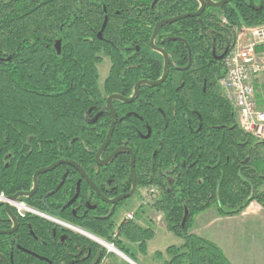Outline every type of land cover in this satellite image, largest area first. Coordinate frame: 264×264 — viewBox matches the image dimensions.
I'll list each match as a JSON object with an SVG mask.
<instances>
[{
    "label": "trees",
    "instance_id": "1",
    "mask_svg": "<svg viewBox=\"0 0 264 264\" xmlns=\"http://www.w3.org/2000/svg\"><path fill=\"white\" fill-rule=\"evenodd\" d=\"M262 1V7L254 9L249 0H232L219 8L206 7L198 17L164 24L154 45L169 56L167 78L156 87L141 86L137 104L129 107L135 115L126 116V106L114 101L118 121L106 151L131 146L137 194L149 191L152 210L162 217L166 231L182 241L165 250V264H230L216 245L193 233L195 217L208 209L233 217L251 203L264 209V142L240 128L219 86L225 58L236 44L235 29L264 25ZM260 2L254 0V5ZM199 7L198 0H0V193H14L18 185L28 183L33 170L63 157L79 161L90 178L103 177L100 183L93 179L101 189L109 172L95 174L94 156L110 118L105 114L90 130L85 109H104V95L130 96L138 80L159 79L163 57L149 47L156 23ZM103 57L110 59L111 69L101 90L96 66ZM65 73L72 74L77 91L67 90ZM79 127L85 131L74 133ZM123 155L114 165L119 167L116 173L123 174L127 192L128 158ZM26 167L29 172H22ZM57 184L50 182L40 210L111 244L129 260H134L129 245L146 253L154 231L135 220L123 219L116 227L114 218L123 204L98 203L96 209L86 210L89 189L83 185L77 216L68 207L59 212L74 189L65 184L55 192ZM22 201L28 202L18 199ZM7 220L0 209V224ZM21 223L16 242L0 236L4 255L13 244L20 246L14 248L12 264H45L21 249L48 257L53 264H103L110 255L68 229L64 241L58 242L51 222L29 217Z\"/></svg>",
    "mask_w": 264,
    "mask_h": 264
},
{
    "label": "flooded vegetation",
    "instance_id": "2",
    "mask_svg": "<svg viewBox=\"0 0 264 264\" xmlns=\"http://www.w3.org/2000/svg\"><path fill=\"white\" fill-rule=\"evenodd\" d=\"M214 3H217V2H214ZM206 7H210V6H206ZM206 7H205V9H206ZM176 17H178V16H176ZM172 18H175V17H172ZM97 36H98V34H97ZM150 39H151V37H150ZM150 39H149L150 49L154 52H157L158 54H160L163 57V71H162L161 77L157 80H146V79L138 80L137 82H135V84L133 86V92L130 96H123V95L118 94V93H112L109 95H104V100H105L104 109L107 110L108 113L105 112L104 109L98 110L96 105L88 106L84 111L83 118H84L87 126L90 127L89 128L90 130H95V126L99 123V120L102 119V117H104V115L106 114L110 118L107 130H106V135H107L109 132V129L112 125L113 113H114L115 114V121H114V126H113V131H112V135H113L114 130H115L116 125H117V121H118V112H117L116 107L114 105V101H118V102H120L126 106V108L128 109V111L126 112V116H129L131 114L135 115V112L132 111V109L129 107L137 104L136 101L139 98V92H140L141 86L145 85V86H149V87H156V86H150L148 84L142 83L139 85L138 92L135 95V93H134L135 92V86L142 81L157 82L162 78L163 72H164V63H165L164 55L160 51L154 50L151 48ZM156 48L164 51L165 54L167 55L168 72H169V69H170V61L169 60L170 59H169L167 52L163 48H160V47H156ZM135 50L138 52L139 47L136 46ZM105 59H107L109 61V63H107L108 66L106 65L107 75L103 79L102 83H100V74H99L98 67ZM103 61L101 63L97 64V66H96L97 74H98L97 84L101 90L103 89L104 82L108 78V76L110 74V69H111L110 59L107 57H103ZM168 72H167V75H168ZM63 76L69 84L68 85L69 88L67 90L72 91V92L74 90L77 91V89H75L73 86L74 79L72 77V74H69V73L66 74L65 73ZM166 78H167V76H166ZM161 84H159V85H161ZM159 85H157V86H159ZM80 87H78V88L80 89ZM111 96H118V97H121V99H118V98L111 99L110 107H109L108 99ZM78 108L80 109V106H78ZM83 131H85V130L83 128L79 127V128H74L73 132L79 133V132H83ZM150 134H151V131L148 130L147 134L144 135L143 138L148 139ZM112 135H111V137H112ZM110 140H111V138H110ZM110 140H109V142H110ZM104 141H105V139H104ZM109 142H108V144H109ZM108 144L103 149V151L100 153L99 160L96 159V155H97V152H98L99 148L101 147V145L97 149L95 156H94V167L96 168L95 174H99V172L102 169H106L109 172V177L107 179H105L106 183H103V185L101 186V189L96 185L94 180L99 181V183H100V181L104 180L103 177L96 175V176H94V178H93L94 180H93L92 178H90L87 170H85V168L83 167V165L79 161L72 159V158L63 157V158H60V159H57V160L51 162L48 165L40 166L39 168H36L35 170L32 169L33 171H32V174L30 176L28 183L18 185L17 189L15 190L14 193H11L8 195H6L4 192L0 193L7 200V201L0 202V209L3 210L6 214V216L8 217L6 224H0V236H2V235L3 236H11L12 241L14 240V242H16V237L20 235V227L22 224L21 222L23 220L29 218V217L30 218L36 217L38 219H42V220H45V221H48V222H51L52 224H54L56 227L54 229H52V233H53L52 236L54 239L57 238L58 242L64 241V238L67 236V233L65 232L66 229L73 231L70 227L77 228V227L65 222L62 219L51 217V216L47 215L46 213H44L42 210H40L42 208H45L46 199L44 197H45V195H49L50 182H52V181H57V183H58L57 186H55V192H58L65 184L73 186V189H74L73 195L70 198V200L68 202H66L65 204H63V203L60 204V205L63 204V206L60 207L59 212H64V210L66 211L67 207H68V208H70V212L73 214V216H77L78 211H80L82 208L81 207L82 202H81L80 196H81V187L83 185L84 186L87 185V187L89 189V191L87 192V198H86L85 202L83 203L86 210L96 209L98 203H102V204L107 205L109 207H112V206H115L118 204H123V205H121L122 207H120L119 212L122 209H125L126 203L130 199H132L133 197L140 195V193L142 191V190H139V194H137L138 184H137V177H136V173H135V155H134V152H133L131 146H128V145H121V146L114 148L110 152H107L106 149H107ZM120 148H124L126 150L119 151L112 159H110L109 161L104 163L106 161V159H108L117 149H120ZM121 154H124L123 155L124 158L125 157L128 158L130 189L127 192H123L124 184L121 183V180H122L121 177L123 176V174L116 173L117 171L118 172H120V171H119V167L115 168L116 165H114L115 159L117 157H119ZM131 156H133V171H134V176H135V180H136L135 192L131 197H129L127 199H123V200L118 201L117 203L110 204V203H108L109 201H112L115 198H119V197L129 193L132 189L133 177L131 175V169H132ZM58 162H61V163L56 165L52 170L47 171V172H43V173H39L37 175V181L35 184L34 176H35L36 172H38L42 169L48 168L51 165L56 164ZM21 171L24 173H26V171H27V173H28L29 168L26 167L25 169H23ZM101 184H102V182H101ZM15 195H18L17 199L15 201H11L9 199V197L15 196ZM19 198H25V199H27L28 202H24V201L18 202ZM8 201L23 203L24 206L29 210V212H27L23 216L19 215L17 213V210ZM6 205H8L9 207L6 208ZM84 212L85 211H83L82 213L84 214ZM28 231H29L28 235L33 236V233H32V231H30L29 228H28ZM42 243H43V245L47 246L46 243H44V242H42ZM14 248L20 249V246H18V243H15V245L13 244V247L11 248V251L8 252L7 256L4 255L2 253V251L0 250V256L5 258V260L7 261V264H12V259L15 256ZM21 250L29 253L30 255L34 256L36 259L44 262L45 264H53L52 261L48 257L39 256L36 253L31 252V251L26 250V249L25 250L21 249ZM0 260L4 264V262L1 258H0Z\"/></svg>",
    "mask_w": 264,
    "mask_h": 264
},
{
    "label": "built area",
    "instance_id": "3",
    "mask_svg": "<svg viewBox=\"0 0 264 264\" xmlns=\"http://www.w3.org/2000/svg\"><path fill=\"white\" fill-rule=\"evenodd\" d=\"M235 32L236 44L225 58V75L219 86L234 108L240 128L257 141L264 142V110L257 106L254 88L255 79L264 75V60H260L261 53H258V47L264 45V25L235 29ZM2 201L7 200L0 194ZM10 203L21 216L29 212L23 203ZM124 219L130 221L133 216L126 214Z\"/></svg>",
    "mask_w": 264,
    "mask_h": 264
},
{
    "label": "crops",
    "instance_id": "4",
    "mask_svg": "<svg viewBox=\"0 0 264 264\" xmlns=\"http://www.w3.org/2000/svg\"><path fill=\"white\" fill-rule=\"evenodd\" d=\"M263 50L264 45L258 47L259 53ZM262 76L260 75L255 79L254 85L256 87H264L263 83L259 82V78ZM257 106L259 109L264 110V96L257 101ZM249 225L253 226L254 229L259 228V226L264 228V209L257 203H251L244 212L233 217H220L214 209H208L195 217L192 231L194 234L216 245L230 264H264V242L261 243L255 236L251 239L244 238L246 235L245 230ZM147 227L149 226H145V228ZM156 239L157 233L154 230V238L147 242L145 254L140 253L138 250V254H135L133 250H136L137 247L129 245V248L133 249L131 251L133 255L138 258V264H155L152 261L153 257L162 261L163 264L168 260L165 250L169 246H164L160 249L150 248ZM181 244L182 241L175 237L172 246H180ZM157 253L162 254L161 258L156 257ZM121 259L124 260L123 258ZM108 261L109 255L104 259L103 264ZM128 262L134 264L132 261Z\"/></svg>",
    "mask_w": 264,
    "mask_h": 264
},
{
    "label": "rangeland",
    "instance_id": "5",
    "mask_svg": "<svg viewBox=\"0 0 264 264\" xmlns=\"http://www.w3.org/2000/svg\"><path fill=\"white\" fill-rule=\"evenodd\" d=\"M260 55H261L260 60H264V57H263L264 50L261 52ZM107 63H109V61L105 59L98 67L99 74H100V83H102L103 79L107 75V71H106L107 69L106 65L108 66ZM259 82L263 83V86H264V75L259 78ZM258 92L260 95L259 99L261 100L262 97L264 96V88L261 89L260 86H258ZM256 101H259V100H257L256 98ZM151 200H152V197L151 196L149 197V191L147 189L142 190L140 195L133 197L126 203L125 209H122L120 212H118V214L114 218L115 226L117 227L121 223V221L124 219V216L126 214H131L133 216V220L137 221L141 226L143 227L149 226L147 228H151L153 231L154 230L156 231L157 239L151 244L150 248L160 249L164 246H172L174 243L175 237L173 235H168L170 233H167V231H165L162 217L159 215V213H156L155 211H153L150 206L152 204ZM139 206H142V212L136 213ZM246 230H245L246 235L244 238L251 239L253 236H255V238L257 237L261 241V243L264 242V228L262 226H259V228L254 229L253 226L249 225L246 228ZM163 234H166V235H163ZM100 241L108 246L111 245V244L106 243L105 241H102V240ZM108 249L110 250L108 251L110 255H109V261L106 264H130L126 259L120 256L121 258L124 259L122 260L118 256V254L114 252V250H112L110 247H108ZM132 250L133 249H130V251ZM133 251L135 252V254H138L137 249L136 250L134 249ZM133 259L134 260H131V261L134 264H138V258L134 256ZM152 261H154L155 264H163L162 261H160L159 259H155V257H153Z\"/></svg>",
    "mask_w": 264,
    "mask_h": 264
},
{
    "label": "water",
    "instance_id": "6",
    "mask_svg": "<svg viewBox=\"0 0 264 264\" xmlns=\"http://www.w3.org/2000/svg\"><path fill=\"white\" fill-rule=\"evenodd\" d=\"M198 1H199V3H200V8H199L196 12H193V13H190V14L180 15V16L175 17V18L164 19V20H161V21H159V22L156 23V25H155V27H154V30H153V33H152V36H151V39H150V46H151L152 49H154V50H158V51H160V52L164 55L165 63H164V72H163V76H162V78H161L159 81H157V82H147V81H142V82L138 83V84L135 86V92H134L135 95H136L137 92H138V87H139L140 84L145 83V84H148V85H150V86H157V85L161 84V83L165 80V78H166V76H167V72H168V58H167V55L165 54L164 51H162V50H160V49H158V48H156V47L154 46V39L156 38V36L158 35L159 31L161 30V28H162V26H163L164 24H167V23H173V22L179 21V20H181V19H186V18H190V17H198V16H200V15L203 13V11L205 10V7H206V6H210V7H213V8H219V7H221V6H223V5L227 4V3H230L232 0H221L220 2H217V3L212 2V0H198ZM262 4H263V1L261 0V2L259 3V5H258V6H255V5H254V0H249V5H250V7L254 8V9H259V8H261V7H262ZM106 23H107V18L104 19V22H103V25H102V31L104 30V28H105V26H106ZM102 31L98 33V37H99V38H101V36H102ZM59 46H60V43L57 42V43H56V49H57L58 52L60 51V47H59ZM113 98L121 99V97H118V96H111V97L108 99V105H109V107H110V101H111V99H113ZM129 101H130V100H129ZM114 121H115V114L113 113L112 125H111V127H110V129H109L108 134L106 135L105 141L103 142V144L101 145V147L99 148V150H98V152H97V155H96V159H97V160H99V155H100V153H101V152L103 151V149L106 147V145L108 144V142H109V140H110V138H111L112 131H113V126H114ZM121 150H126V149H124V148L117 149V150H116V151H115V152H114V153H113L108 159H106V161H105L104 163H106L107 161H109L110 159H112V158H113V157H114L119 151H121ZM127 151H128V150H127ZM59 163H61V162H58V163H56V164L51 165V166L48 167V168H45V169H42V170L36 172V173H35V176H34L35 184H36V181H37V175H38L39 173H43V172L50 171V170H52L56 165H58ZM131 166H132V169H131V175H132V177H133V182H132V189H131V191H130L129 193H127V194H125V195L119 197V198H115L114 200L109 201L108 203H110V204L117 203L118 201L123 200V199H127V198L131 197V196L134 194L135 189H136V180H135L134 171H133V156H131ZM17 196H18V195L11 196V197H9V199H10L11 201H15V200L17 199ZM8 207H9V206L6 205V208H8ZM70 228H71L73 231H75V232H77V233H79V234H81V235H83V236H85V237H87V238L93 240L94 242H96V243L102 245L104 248H106L107 252L110 251V250L108 249V245L102 243V242L100 241V239H98V238H96V237H94V236H92V235H90V234H88V233H86V232H84V231H82V230H80V229H77V228H74V227H70ZM109 246H111V247L115 250L114 252H116L119 256H121V257H123L124 259H126V260H128V261L131 262V260H129V259H128L125 255H123L121 252H119L118 250H116L112 245H109ZM0 258L3 260L4 264H7V261L5 260L4 257L0 256Z\"/></svg>",
    "mask_w": 264,
    "mask_h": 264
},
{
    "label": "bare ground",
    "instance_id": "7",
    "mask_svg": "<svg viewBox=\"0 0 264 264\" xmlns=\"http://www.w3.org/2000/svg\"><path fill=\"white\" fill-rule=\"evenodd\" d=\"M108 247H110L112 250H114L111 246H108ZM115 251V250H114Z\"/></svg>",
    "mask_w": 264,
    "mask_h": 264
}]
</instances>
